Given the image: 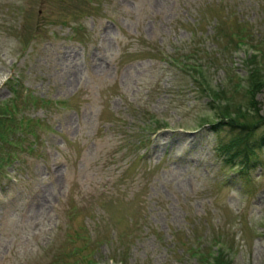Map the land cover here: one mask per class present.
Instances as JSON below:
<instances>
[{
    "label": "rangeland",
    "instance_id": "rangeland-1",
    "mask_svg": "<svg viewBox=\"0 0 264 264\" xmlns=\"http://www.w3.org/2000/svg\"><path fill=\"white\" fill-rule=\"evenodd\" d=\"M254 67L264 0H0V264H264V146L201 90Z\"/></svg>",
    "mask_w": 264,
    "mask_h": 264
},
{
    "label": "trees",
    "instance_id": "trees-1",
    "mask_svg": "<svg viewBox=\"0 0 264 264\" xmlns=\"http://www.w3.org/2000/svg\"><path fill=\"white\" fill-rule=\"evenodd\" d=\"M259 72L260 70H257L255 67L248 71L249 87H245L246 91L242 92V97H245L246 94L248 101L244 104L238 101L239 104L237 106H235L236 104L233 106L232 103H229L228 98L225 96L219 98L222 93L208 88L207 82L203 84V89L201 88L203 93L206 91L209 99L212 100L207 102L210 108L214 110V115L218 118L217 120L208 122L210 132L216 133L220 130H225L231 136L226 143L218 145L217 149H220L222 154H227L229 160L232 158L240 162V168L245 169H249L254 163V160H252L254 149L264 146V128L256 133V129L264 124V116L259 114V118L255 119L253 115V113H257L259 110L258 104H256L253 98L264 86V80L258 77ZM214 100L222 102L213 103ZM247 110H250L251 114H248ZM3 115L4 113L0 111V116L4 117ZM1 126L2 123H0ZM214 261L215 264H221L223 258L222 256H217L213 258L212 264ZM85 264H88V262L86 261Z\"/></svg>",
    "mask_w": 264,
    "mask_h": 264
}]
</instances>
